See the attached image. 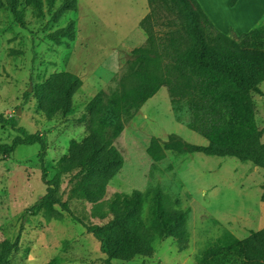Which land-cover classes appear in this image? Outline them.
Wrapping results in <instances>:
<instances>
[{"label": "rangeland", "instance_id": "1", "mask_svg": "<svg viewBox=\"0 0 264 264\" xmlns=\"http://www.w3.org/2000/svg\"><path fill=\"white\" fill-rule=\"evenodd\" d=\"M253 1L244 0L232 12L226 0H219L217 19L226 22L235 16L233 19L240 20L245 29L263 26L264 20L253 14L252 8L256 12L259 8L254 4L264 6V0ZM59 2L55 0L52 10ZM77 5L78 20L77 12L70 10L53 22L45 2L43 13H39L19 0L25 27L8 7L0 6V113L15 116L18 125L46 139L44 164L51 178L61 169L60 158L69 143L87 133L77 117L88 102L96 100L94 130L109 142L122 163L109 181L105 196L96 203L70 197L69 174L62 171L60 191L73 215L63 212L59 220H46L40 213L26 211L47 186L41 179L39 145H20L12 153L1 155L0 241L19 236L10 264H106L98 241L79 220L107 221L110 204L134 189L142 194L141 219L145 225L150 222L149 199L155 187L160 188L166 209L187 211V247L178 250L176 240L165 237L155 242L152 256L138 255L129 262L114 260L113 264H197L209 245H228L263 227V169L233 156L200 152L163 150L162 160H152L146 149L153 138L161 146L173 140L199 145L207 141L176 120L165 86L140 104L124 95L138 82V73L147 69L133 49L145 46L149 36V54L156 53L158 60L148 68L165 73L170 63L169 36L185 27L178 12L181 7L174 0H163L159 21L162 14L169 18L162 24L158 18L156 22L151 18L148 6L143 14L124 11L126 0H79ZM207 18L224 32L219 23ZM69 20L74 21L73 40L56 44L47 38ZM202 25L211 37L213 29L204 22ZM224 33L238 34L232 26ZM63 70L79 75L82 85L70 103L47 121L36 107L34 87L49 74ZM259 86L264 92V81ZM252 97L257 125L263 128L264 96L253 93ZM15 134L10 126L0 125V143H9Z\"/></svg>", "mask_w": 264, "mask_h": 264}, {"label": "trees", "instance_id": "2", "mask_svg": "<svg viewBox=\"0 0 264 264\" xmlns=\"http://www.w3.org/2000/svg\"><path fill=\"white\" fill-rule=\"evenodd\" d=\"M185 22L182 30L169 36L170 63L165 73L158 74L149 66L158 55L149 53L152 36L145 46L133 49L147 69L138 73V82L125 92V96L138 104L152 97L165 86L177 121L205 138V145L189 144L173 140L160 145L157 138L150 140L146 149L154 161L163 159V150L176 152H200L208 155L233 156L248 161L264 170V127L259 128L255 116L253 93L264 96L260 84L264 81V24L252 27L241 34H228L217 30L208 20L197 0H174ZM237 0H230L234 5ZM26 5L43 13V2L48 7L50 20L57 22L67 11L76 10L77 0H60L52 10L55 0H24ZM19 0H0L16 21L25 23ZM151 18L159 21L163 0H147ZM164 22L169 17L162 14ZM203 22L213 29L208 37ZM170 23V21L168 22ZM75 37L74 21L47 34L56 44ZM82 85L76 73L63 70L49 74L34 87L36 107L47 121L53 119ZM97 103H87L77 117L83 121L87 133L79 140H72L61 156V169L51 178L44 164L46 139L39 133L28 132L18 125L15 116L0 113V125L10 126L16 134L9 143H0V156L8 155L20 145L38 144L41 179L46 183L45 193L26 208L27 212L40 213L46 220L62 218V213L73 215L67 200L60 191L62 171L69 174V195L88 203L100 201L106 194L107 185L119 169L122 159L100 133L94 130ZM183 112L186 116L183 115ZM260 200L264 202V183ZM142 194L134 189L121 201L109 206L110 218L103 223L79 222L98 241L104 262L120 260L129 262L135 256L150 257L158 239L172 237L178 250L187 247V211L163 206V194L155 187L149 199V225L141 219ZM76 218V217H75ZM77 219V218H76ZM19 236L14 240L0 241V264H10L12 253L18 248ZM135 264V263H127ZM197 264H264V226L250 231L246 236L228 245L213 243L202 253Z\"/></svg>", "mask_w": 264, "mask_h": 264}, {"label": "crops", "instance_id": "3", "mask_svg": "<svg viewBox=\"0 0 264 264\" xmlns=\"http://www.w3.org/2000/svg\"><path fill=\"white\" fill-rule=\"evenodd\" d=\"M77 1H79V0H77ZM197 1L199 2L200 6H201V8L203 10V12L207 16H209L210 18H212L214 20V22L219 23V28L221 30H223L224 32L226 30L228 31L231 26L234 28L235 32H237L238 34L243 33V32H246L249 29H251V28H246L245 29L243 23L240 20L233 19L235 16L229 18L228 21H226V22L219 21L217 19L218 18L217 15H216V10H217V8L220 5L219 0H209V2H207L206 0H197ZM243 1L244 0H237L235 2V4L232 5V6L229 4L230 0H226V3H227V6L229 7V10L230 11L236 12L237 7ZM114 2L116 3L117 0H114ZM253 3H257V0L253 1ZM147 6H148L147 0H126V6H125L124 11L130 10V11H132V12L134 11L135 13H138V14H140V13L143 14V12H145V13L147 12V8H146ZM254 7L255 8H259V9H256V12H255V9L252 8L253 14L256 13L258 15V17L261 16V18H262L261 20L263 21L264 20V6H262V4H261L258 7L257 4H254ZM117 8H119V6H117ZM78 9H79V7H77L76 10H75L77 12L76 13V16H75L76 17L75 18L76 20H78V18H79L77 16V14L79 13ZM260 23H262V22L260 21Z\"/></svg>", "mask_w": 264, "mask_h": 264}, {"label": "water", "instance_id": "4", "mask_svg": "<svg viewBox=\"0 0 264 264\" xmlns=\"http://www.w3.org/2000/svg\"><path fill=\"white\" fill-rule=\"evenodd\" d=\"M31 90H32V88H31V86H29L28 91H31ZM18 112H19V110H18Z\"/></svg>", "mask_w": 264, "mask_h": 264}]
</instances>
